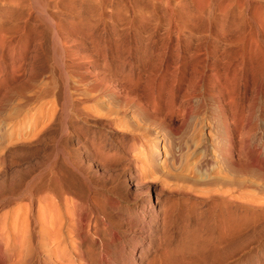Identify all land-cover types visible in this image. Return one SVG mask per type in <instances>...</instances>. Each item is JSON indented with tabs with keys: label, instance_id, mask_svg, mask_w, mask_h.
<instances>
[{
	"label": "rangeland",
	"instance_id": "rangeland-1",
	"mask_svg": "<svg viewBox=\"0 0 264 264\" xmlns=\"http://www.w3.org/2000/svg\"><path fill=\"white\" fill-rule=\"evenodd\" d=\"M194 1L25 0L6 15L0 264H264V64L225 43L264 39V0Z\"/></svg>",
	"mask_w": 264,
	"mask_h": 264
},
{
	"label": "bare ground",
	"instance_id": "bare-ground-1",
	"mask_svg": "<svg viewBox=\"0 0 264 264\" xmlns=\"http://www.w3.org/2000/svg\"><path fill=\"white\" fill-rule=\"evenodd\" d=\"M48 0H46V2H47ZM194 1V0H193ZM196 1V0H195ZM194 1V2H195ZM231 1V0H230ZM233 1V0H232ZM36 2V1H35ZM86 2V1H85ZM205 2V1H204ZM207 2H208V0H207ZM223 2V1H222ZM226 2V1H225ZM28 3V2H27ZM31 3V2H30ZM36 3H38V2H36ZM67 3V2H66ZM72 3V2H71ZM128 3V2H127ZM126 3V4H127ZM169 3H170V1H169ZM169 3H168V6H169ZM179 3L180 4H183V3H181L180 1H179ZM178 3V4H179ZM44 4V3H43ZM61 4V3H60ZM195 4V3H194ZM228 4H231V3H229L228 2ZM128 5V4H127ZM202 5V4H201ZM200 5V6H201ZM206 5V4H205ZM209 5V4H208ZM222 6H223V4H221ZM232 5V4H231ZM167 6V7H168ZM174 6H177V2H176V4H174ZM174 6H171L172 8L171 9H173L174 8ZM181 6V5H180ZM199 6V5H198ZM204 6V5H203ZM202 6V7H203ZM207 6V5H206ZM205 6V7H206ZM224 6H226V5H224ZM228 7H229V5H227ZM44 7H46V5L44 6ZM179 6H177V10H179V11H176L175 13H177V12H180L181 11V9H183L184 8V6H183V8H181V9H179L178 8ZM209 7H211L210 5H209ZM208 7V8H209ZM233 7V6H232ZM64 8V7H63ZM176 8V7H175ZM213 8V7H212ZM221 8V7H220ZM225 8H227V7H225ZM224 8V9H225ZM25 10V9H27V10H31V7H29V6H27L26 5V2H25V0H0V47H2L4 44H5V42L7 41V40H10V39H12L14 36L12 35L13 33H15V32H18V28L16 29V26H13V27H15V28H12V29H9V28H6V15H8V14H11V13H14V14H19V13H21L20 11L21 10ZM40 9V8H39ZM170 9V8H169ZM222 9V8H221ZM41 10V9H40ZM167 10V9H166ZM189 10V9H188ZM223 10V9H222ZM229 10V9H228ZM173 11V10H172ZM172 11H170L171 13H173ZM186 11V10H185ZM200 11H202V10H200ZM226 11H227V9H226ZM226 11H221L220 10V13L221 12H225L224 14H228V12H226ZM4 12V13H3ZM24 12V11H23ZM44 12V11H43ZM181 12H183V11H181ZM25 13H27L26 11H25ZM174 13V15H176ZM184 13V12H183ZM203 13V12H202ZM214 13V12H213ZM29 14H31V13H29ZM29 14H27L28 15V18H29ZM223 14V13H222ZM22 15H24V13L22 14ZM46 16H47V14H45ZM128 15V14H127ZM193 15H194V13H193ZM193 15H192V17H193ZM11 16V15H10ZM13 16V15H12ZM187 16V15H186ZM191 16V15H190ZM190 16H188V17H190ZM197 16V15H196ZM220 16V15H219ZM218 16V17H219ZM45 17V16H44ZM49 17V16H48ZM47 17V18H48ZM175 17H177V16H175ZM182 17V16H181ZM185 17V16H184ZM198 17V16H197ZM197 17H195V18H197ZM200 17V16H199ZM233 17H235V16H233ZM6 18V19H5ZM13 18V17H12ZM15 18V17H14ZM19 18V17H18ZM21 18V17H20ZM50 18V17H49ZM170 18V20H172V18H174V17H169ZM203 18H204V16H203ZM202 18V19H203ZM248 18V17H247ZM17 19V18H16ZM174 19H176V18H174ZM173 19V20H174ZM177 19H179V17L177 18ZM180 19H183L184 20V18L182 17V18H180ZM188 19H190V18H188ZM218 19V18H217ZM227 19V18H226ZM234 19H236V18H234ZM249 19V18H248ZM11 21H12V19H10ZM15 20V19H14ZM13 20V21H14ZM27 20V19H26ZM25 20V21H26ZM187 20V19H186ZM191 20V19H190ZM246 19H244V21H245ZM12 21V22H13ZM29 21V20H28ZM47 21V20H46ZM214 21V20H213ZM237 21V20H236ZM243 21V22H244ZM172 22V21H171ZM171 22L169 23V24H171ZM178 22V21H177ZM176 22V23H177ZM188 22V21H187ZM187 22H185L186 24H184V26H186V25H188L187 24ZM201 22V21H200ZM235 22V21H234ZM240 23V21L238 22V23H236V24H239L240 23V25L241 24H244V23ZM245 22H248V21H245ZM173 23V22H172ZM249 23L250 22H248L246 25H247V27L249 28ZM253 23H255V22H253ZM25 24V23H24ZM60 24V23H59ZM191 24V23H190ZM235 24V25H236ZM61 25V24H60ZM59 25V26H60ZM175 25V24H174ZM177 25V24H176ZM175 25V26H176ZM231 25V24H230ZM175 26H174V28H175ZM178 26H179V23H178ZM183 26V28H186V29H188L187 27H184ZM232 26H233V24H232ZM237 26V25H236ZM8 27V26H7ZM25 27V26H24ZM57 27H58V25H57ZM255 27V26H254ZM261 27V26H260ZM259 26H258V29L260 28ZM263 27V26H262ZM20 28V27H19ZM171 28V27H170ZM180 28H182V27H180ZM192 28V27H191ZM195 28V27H194ZM228 28V27H227ZM238 28H239V25H238ZM251 28V27H250ZM264 28V27H263ZM262 28V31L264 30ZM16 29V31L14 32L13 31V33L11 32L12 30H15ZM23 29V28H22ZM25 29V28H24ZM53 29V28H52ZM58 29H60V28H58ZM256 29V28H255ZM189 30H190V28H189ZM25 31V30H24ZM53 31V30H52ZM191 31V30H190ZM259 31V30H258ZM261 31V30H260ZM262 31H261V33H262ZM21 32H23V30L21 31ZM20 31H19V33H21ZM193 32V31H192ZM256 33L255 34H251V33H254V32H251V33H249V31H248V29H243V30H239V29H235V30H229V31H226L225 32V43H227L228 44V46H230V47H232V46H235L236 48H238L239 47V49H238V51L237 52H232L231 53V55H233L232 56V58L233 59H236V61H238V58H241L242 60H244V59H248V60H255V61H261L263 64H264V39H262V38H260L261 37V35L259 34V33H257V31H255ZM264 32V31H263ZM18 35V34H17ZM264 35V34H263ZM16 38L14 37V40H15ZM14 40H12L13 42H14ZM11 42V41H10ZM6 45V44H5ZM1 49H3V47L1 48ZM0 49V52L2 51ZM6 49V48H5ZM237 50V49H236ZM9 51V50H8ZM226 53V52H225ZM56 55V54H55ZM230 56V55H229ZM228 56V57H229ZM0 57H3V56H1L0 55ZM226 59V58H225ZM260 59H262V60H260ZM230 65V62H226L225 63V66L227 67V66H229ZM263 67H264V65H263ZM251 71H252V74H256V72H255V68H252L251 69ZM257 71V70H256ZM242 72H243V68L242 69H240L239 71H237L236 73H234V79L236 78V76H237V73H240V74H242ZM13 74V73H12ZM257 75V74H256ZM256 75H254L253 77H254V80L256 79ZM234 79H227V81L229 82V85L232 87V88H230V90L228 89V93H227V96H228V104L230 105V106H232V104L234 103V93H236L235 92V89H234V84H233V82H234ZM247 80V79H246ZM262 84H259L258 85V89H259V93L258 94H262V92L264 91V90H262ZM257 94V93H256ZM227 114V113H226ZM225 114V115H226ZM243 112H241V114H240V116H238L239 117V119H240V122H243V124H244V122H245V125H244V130H246L247 131V129L250 127V126H252L251 125V122L250 121H248L247 119H243ZM247 118V117H246ZM242 124V125H243ZM225 125H226V132H227V134L229 135V134H231V132H232V127H233V124L231 123V121H229V119L228 118H225ZM243 127V126H242ZM243 129H241V131H242ZM243 132H245V131H243ZM243 135V134H242ZM240 139V138H239ZM241 139H243V136H242V138ZM239 141V140H238ZM255 141V140H254ZM239 144V143H238ZM247 147V146H246ZM258 158V157H257ZM229 160V159H228ZM252 160V159H251ZM258 160V159H257ZM254 161H252V163H253ZM256 164H257V162H256ZM229 165V164H228ZM258 165H259V163H258ZM252 166V165H251ZM254 166V165H253ZM258 167V166H257ZM257 169H259V168H257ZM215 177V176H214ZM264 177V176H263ZM236 188V187H235ZM189 191V190H188ZM197 196V195H196ZM225 200V199H224ZM233 200V199H232ZM260 202V201H259ZM227 204V203H226ZM216 205V204H215ZM256 206V205H255ZM51 207V206H50ZM57 207V206H56ZM220 207V206H219ZM48 208V207H47ZM226 208V207H225ZM38 209H40V208H38ZM45 209V208H44ZM48 211L50 210V209H47ZM56 210V209H55ZM254 210V209H253ZM51 211V210H50ZM149 211L150 212H152L153 214H151V216L152 217H154L155 216V214H156V212H158V208L156 209V207L154 206H149ZM55 212V211H54ZM45 213V212H44ZM43 213V214H44ZM51 213V212H50ZM262 213V212H261ZM48 216H49V214H48ZM51 216V215H50ZM56 216H58L57 214H56ZM170 216V215H169ZM59 218H60V215H59ZM42 219V218H41ZM228 219V218H227ZM43 220V219H42ZM46 222V221H45ZM230 223V222H229ZM167 223H165V225H166ZM257 224V223H256ZM168 226V225H167ZM252 226V225H251ZM164 228V227H163ZM222 228V227H221ZM79 232H81V231H79ZM50 234V233H49ZM51 235V234H50ZM76 236V235H75ZM77 237V236H76ZM54 238V237H53ZM78 239V238H77ZM236 241V240H235ZM53 242V241H52ZM83 243V242H82ZM82 247V246H81ZM79 249H81V248H79ZM78 249V250H79ZM145 250V249H144ZM189 250V249H188ZM166 252V251H165ZM82 253V252H81ZM220 253V252H219ZM223 253V252H222ZM147 255V254H146ZM61 256V255H60ZM145 256V255H144ZM258 256V255H257ZM83 257V256H82ZM182 258V257H181ZM83 260V259H82ZM182 260V259H181ZM183 260H186V259H183ZM135 261V260H134ZM162 261V260H161ZM158 262H159V260H158ZM187 262V261H186ZM149 263V262H148ZM162 263V262H161ZM195 263V262H194ZM160 264V263H159ZM164 264V263H163ZM189 264V263H188ZM192 264V263H191Z\"/></svg>",
	"mask_w": 264,
	"mask_h": 264
}]
</instances>
